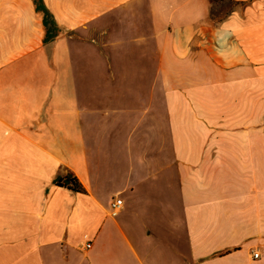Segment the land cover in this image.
<instances>
[{
	"label": "crops",
	"instance_id": "crops-1",
	"mask_svg": "<svg viewBox=\"0 0 264 264\" xmlns=\"http://www.w3.org/2000/svg\"><path fill=\"white\" fill-rule=\"evenodd\" d=\"M0 264H264V0H0Z\"/></svg>",
	"mask_w": 264,
	"mask_h": 264
},
{
	"label": "trees",
	"instance_id": "trees-1",
	"mask_svg": "<svg viewBox=\"0 0 264 264\" xmlns=\"http://www.w3.org/2000/svg\"><path fill=\"white\" fill-rule=\"evenodd\" d=\"M56 185L67 187L70 190L81 192L83 191V188L76 177H73L71 175H68L63 178L56 179Z\"/></svg>",
	"mask_w": 264,
	"mask_h": 264
},
{
	"label": "built area",
	"instance_id": "built-area-1",
	"mask_svg": "<svg viewBox=\"0 0 264 264\" xmlns=\"http://www.w3.org/2000/svg\"><path fill=\"white\" fill-rule=\"evenodd\" d=\"M122 205H123L122 199H119V198L114 199L112 201V203H111V206H110L111 207V214L113 216L116 215L119 212V210L121 209ZM84 245H85L86 249H90L91 248L90 241H86V243ZM254 257L258 258L259 257V253L254 254Z\"/></svg>",
	"mask_w": 264,
	"mask_h": 264
},
{
	"label": "rangeland",
	"instance_id": "rangeland-1",
	"mask_svg": "<svg viewBox=\"0 0 264 264\" xmlns=\"http://www.w3.org/2000/svg\"><path fill=\"white\" fill-rule=\"evenodd\" d=\"M228 7H232V4L225 3L224 5H221L220 9L222 10L225 8V10H226Z\"/></svg>",
	"mask_w": 264,
	"mask_h": 264
}]
</instances>
